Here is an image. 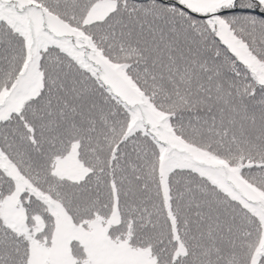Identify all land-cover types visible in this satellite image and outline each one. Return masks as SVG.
I'll return each instance as SVG.
<instances>
[{"label": "trees", "instance_id": "trees-1", "mask_svg": "<svg viewBox=\"0 0 264 264\" xmlns=\"http://www.w3.org/2000/svg\"><path fill=\"white\" fill-rule=\"evenodd\" d=\"M34 1L63 24L85 30L105 59L124 63L126 77L169 116L176 136L237 167L243 181L264 193V86L203 24L204 16L176 0H121L120 12L84 25L83 16L99 0ZM218 14L245 43L253 35L250 52L264 62V8L234 0ZM24 60L21 36L0 20V92L13 84ZM38 70L40 91L0 122V150L36 189L49 194L58 188L53 198L73 224L107 220L115 205L110 240L148 251L155 264H250L258 219L189 169L167 176L174 233L184 247L174 257L177 241L160 192L154 141L140 131L127 135L125 109L58 48L40 52ZM72 144L87 168L79 181L52 173L55 159ZM10 190L0 170V196ZM76 251L75 264H82L84 251ZM27 258L22 237L0 222V264H27ZM255 264H264V253Z\"/></svg>", "mask_w": 264, "mask_h": 264}, {"label": "rangeland", "instance_id": "rangeland-1", "mask_svg": "<svg viewBox=\"0 0 264 264\" xmlns=\"http://www.w3.org/2000/svg\"><path fill=\"white\" fill-rule=\"evenodd\" d=\"M255 1L260 8H264V0ZM34 2L39 4L34 0H0V20L21 36L25 48L22 69L13 84L0 92V122L12 114H18L24 104L40 91V52L48 46L58 48L93 76L125 109L128 114L127 135L140 131L156 144L160 192L177 241L173 256L184 254V247L174 233L167 176L173 169H189L206 178L258 219L260 236L250 259V264H255L264 253V193L243 181L237 167L229 166L217 156L176 136L171 129L169 116L156 109L147 96L126 77L124 63H113L105 59L85 30L74 24H63ZM176 2L189 11L204 16L203 24L245 66L253 79L264 86V62L250 52L253 35L247 34L249 42L245 43L235 32L237 29L232 30L224 16L218 14L221 9L231 7L234 0ZM124 6L125 3L121 0H99L89 7L82 23L92 25L112 10L120 12ZM245 16L252 18L249 14ZM260 48L261 45L258 44L257 51L262 57ZM239 106L244 108L240 104ZM0 170L11 181L10 193L0 196V222L24 240L28 250L27 264H75L79 246L85 254L82 264H155L148 251L132 248L125 242L110 240L107 226L118 220L115 205L107 220L97 219L86 222L83 226L75 225L65 208L54 199H58L60 195L58 188L49 194L36 189L32 181L22 175L1 150ZM86 172L87 168L77 156L76 144H72L53 163L52 173L61 180L79 181ZM33 198L39 202L37 207L31 203ZM84 199L88 197L85 196ZM73 241L75 246L72 250Z\"/></svg>", "mask_w": 264, "mask_h": 264}]
</instances>
